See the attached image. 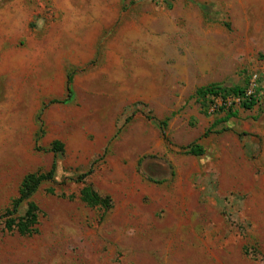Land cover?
Here are the masks:
<instances>
[{"label":"rangeland","instance_id":"374dc122","mask_svg":"<svg viewBox=\"0 0 264 264\" xmlns=\"http://www.w3.org/2000/svg\"><path fill=\"white\" fill-rule=\"evenodd\" d=\"M172 2L152 0L164 11ZM234 18L224 37L175 36L166 68L152 74L141 91L147 103L134 112L113 86L77 81L76 100L45 113L40 141L35 120L5 121L0 214L27 173L54 161L55 170L31 197L35 233L8 231L0 218V264H264V12ZM210 84L251 88L258 101L246 109L231 99L225 109L236 116L222 122L211 97L201 107L194 96ZM165 118L166 139L157 123ZM55 140L62 152L46 150ZM193 142L202 156L183 150ZM84 185L111 207L84 203ZM25 210L23 203L16 215Z\"/></svg>","mask_w":264,"mask_h":264},{"label":"crops","instance_id":"0c3cea01","mask_svg":"<svg viewBox=\"0 0 264 264\" xmlns=\"http://www.w3.org/2000/svg\"><path fill=\"white\" fill-rule=\"evenodd\" d=\"M250 8L263 13L264 0H173L168 11L152 0H0V139L5 121L33 119L40 141V120L52 105L76 100L77 81L113 86L134 112L147 103L141 91L152 74L166 68L175 36L224 37Z\"/></svg>","mask_w":264,"mask_h":264},{"label":"trees","instance_id":"16d2710c","mask_svg":"<svg viewBox=\"0 0 264 264\" xmlns=\"http://www.w3.org/2000/svg\"><path fill=\"white\" fill-rule=\"evenodd\" d=\"M203 9H207L206 5L202 6ZM67 98L71 96V88L69 86V82L66 87ZM246 88H242L239 86H234L231 88L223 87L217 84H210L206 86L198 87L195 90L194 96L197 101L200 103L201 107H206V102L210 97H228V96H240L241 105L246 108H252L256 103L257 99L255 95L251 94L249 96H245ZM60 102L59 100L50 101ZM226 107H220V111H224L225 115L220 120L222 122L228 121L230 118L235 117V111H231L230 109H225ZM131 116H128L126 120H130ZM149 120L154 119L152 116L147 115ZM40 132L43 134L42 121ZM158 126L160 128L161 135L164 139H166V128L168 125V118L157 120ZM210 128L207 129L203 133V137H206L210 133ZM47 151H52L54 153L63 151V143L59 140L53 141L49 147L46 149ZM185 152L189 155L193 156H202L205 153V149L202 144L197 142H193L188 144L183 148ZM55 161L51 165V168L46 172H30L27 173L21 180L17 196L14 197L10 203V206L5 208L3 212L0 214V218H5L4 227L6 230L11 231L15 229L20 234H32L35 233L37 228L36 225L38 223V214L39 209L37 204L31 200L33 194L38 190L40 185L43 182L51 181L54 178V170H55ZM87 173L82 174L79 178L82 179L86 176ZM80 199L89 206H101L104 209H109L111 207V200L108 196L103 197L97 191H95L91 186L84 185L79 191ZM25 203L26 210L23 215H16L19 207Z\"/></svg>","mask_w":264,"mask_h":264},{"label":"built area","instance_id":"2783aa9c","mask_svg":"<svg viewBox=\"0 0 264 264\" xmlns=\"http://www.w3.org/2000/svg\"><path fill=\"white\" fill-rule=\"evenodd\" d=\"M252 94V89L248 88L246 89L245 96H249ZM231 99L240 101V96H229V97H222V96H217V97H211V111L215 109H219L220 107H228V105L231 104Z\"/></svg>","mask_w":264,"mask_h":264}]
</instances>
